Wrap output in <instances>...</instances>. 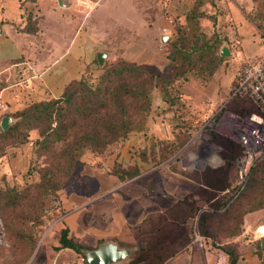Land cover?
<instances>
[{"label":"rangeland","instance_id":"1","mask_svg":"<svg viewBox=\"0 0 264 264\" xmlns=\"http://www.w3.org/2000/svg\"><path fill=\"white\" fill-rule=\"evenodd\" d=\"M47 1L37 3L43 14L41 35L38 39L24 38L27 48L22 54L26 62L31 64L38 60L39 65H35L38 68L54 64V54L58 56L65 48L82 21L86 33L94 37L91 62L83 75L91 83L99 79L106 67L125 60L159 76L167 84L162 90L150 92V108L143 130L108 145L100 154L85 151L71 177L55 196L31 202L32 206L23 215L15 216L11 211L6 214L3 227L0 225V264H84L82 256L71 250H54L58 245L59 230L66 227L65 215L85 208L89 200L106 191L113 192L119 183L135 180L147 188L150 199H154L156 207L161 209L159 213L145 216L137 226L147 219H155L166 238L161 240L160 247L152 237L136 242L131 232L136 225L123 228L122 237L118 238L117 234L113 241L120 247L133 249L123 264H132L139 243L147 246L157 243V251L163 252L160 260L165 259L161 264H190V261L193 264H227L222 247L229 244L236 247L242 260L253 254L255 242L264 237V233H258L264 230L263 186L258 187L249 196L245 208L240 209L260 207L242 214L238 236L228 237L235 220L216 218L205 224L209 236H203L204 227L200 228L198 219L214 200L239 183L236 160L242 153L235 134L241 124L232 119L234 113L227 110L226 102L241 63L247 59H264V0H70L77 6L85 3L70 25L66 23V17L59 18L47 12ZM178 4L183 5L182 8ZM174 6L180 8L177 16H183L182 20L172 16L178 9ZM22 10L25 15L36 17L30 26L36 29L39 15L36 6L22 3ZM65 16L70 15L66 12ZM141 19L146 23L140 22ZM221 22L229 30H221ZM239 26L244 28L241 32ZM168 30L170 33L165 34ZM162 34L168 37L163 43L160 41ZM194 41L207 52L204 62H198L194 55L192 64L174 66L175 63L166 57L173 44ZM223 47L228 49L229 56L219 55ZM98 53L107 55L102 66L96 60ZM214 56L221 60H214ZM6 67V62H0V72ZM13 69L0 75V85L20 80L30 71L27 65L20 66L18 73ZM238 116L245 119L249 115ZM28 137H37L36 131H30ZM24 148L26 159L18 152H12L9 159H0V188L38 181L43 158L33 154L30 143L20 146L21 150ZM235 148L239 155L230 161L232 168L228 169L226 153ZM134 169L139 172L136 177L127 181L118 179L119 174ZM184 202L187 218L182 225L183 210L173 213L171 208ZM93 207L92 225L101 217L97 214L99 211L95 212L96 208L109 215L112 212L108 199ZM84 216L85 212H82L77 218L79 230L74 228L80 234ZM39 221H42V227L38 226ZM183 230L185 239H182ZM81 236L82 239L86 237ZM104 242L88 240L81 244H93L86 247L95 249ZM149 252L142 261L133 264H147L143 260L146 258L153 260L155 251ZM258 263L261 264L259 259Z\"/></svg>","mask_w":264,"mask_h":264},{"label":"trees","instance_id":"2","mask_svg":"<svg viewBox=\"0 0 264 264\" xmlns=\"http://www.w3.org/2000/svg\"><path fill=\"white\" fill-rule=\"evenodd\" d=\"M35 19L36 17H31L30 14L25 15V33L33 34L36 31L30 27ZM186 44L189 47H185ZM186 44L175 43L171 51L166 54V57L175 63L174 66L192 64L191 58L194 55L198 62L205 61L207 52L201 49L202 46L198 45L197 41ZM193 51H197L198 54ZM214 60L220 61L221 59L214 56ZM6 62L15 64L22 61L16 59ZM2 74L4 73L0 72V75ZM14 82L1 84L0 90ZM166 84L152 72L125 60H118L106 67L95 83H91L82 75L80 79L68 83L56 98L33 102L11 114L5 113V116L16 118L17 121L6 131L0 129V159H9L12 152L23 153L26 159L27 150L25 148L21 150L20 146L30 143L33 154L37 158H43V161L37 182L0 188V225L3 227V220L8 212H13L15 216L23 215L32 206L31 202L36 203L40 199L45 200L47 196H55L62 184L71 177L74 166L85 151L100 154L108 145L125 139L132 132L143 130L150 108V92L154 89L162 90L165 88L163 85ZM230 94L231 90L228 97ZM226 108L235 115L260 113L256 105L247 97L227 98ZM30 131H36L37 137L28 139ZM237 149L227 150L228 169L232 168L230 161L239 155ZM263 164L264 158L255 161L245 176L243 184L237 183L226 195L214 200L208 206L207 211L199 216V226L204 227L203 236H209L205 224L215 218L220 221L235 220L234 227L229 232V238L240 234L242 214L260 208L254 206L240 211L248 204L249 196L258 187H264ZM138 174L136 169L125 171L118 175V179L127 181ZM237 177L239 181V175ZM185 206L184 202L181 206L174 205L171 208L173 213L183 210L181 211L182 225H185L187 218V214H184L187 212ZM38 226L42 227V221H39ZM160 227L158 222L155 223V219H147L140 226L132 227L131 232L136 242L152 237L158 241L160 247L161 240L166 238L159 231ZM182 234L184 236L182 239H185L184 230ZM57 243L54 250H71L81 255L82 258L86 251L93 250L79 243L71 235L68 227L59 230ZM139 247L133 254L132 264L142 261L147 251H150L149 254L155 251L153 260L143 259L147 264H161L165 260H160L163 252L161 249L157 251V243H151L148 246L139 243ZM255 247L254 255H251L264 264L262 255L264 237L255 242ZM222 251L227 256V264H238L242 261L234 245L223 246Z\"/></svg>","mask_w":264,"mask_h":264},{"label":"crops","instance_id":"3","mask_svg":"<svg viewBox=\"0 0 264 264\" xmlns=\"http://www.w3.org/2000/svg\"><path fill=\"white\" fill-rule=\"evenodd\" d=\"M38 1L39 0L35 2H30L29 0H0V27H2L0 62L16 59H21L22 61L15 64H8L6 62L7 67L1 72L4 73L6 70H11L12 68H14L13 71L20 72V66L22 65H27L30 70L27 76L22 79L20 78L17 82L0 90V112H2L0 119L5 116V113L21 110L33 102L58 97L68 83L78 80L84 75L86 68L91 62L92 45H94L92 39L94 37L86 33L82 26V21L77 24L65 48L57 54L58 56L54 54V64L51 65L49 63L42 68H38L35 66L39 65L38 60L32 61L31 64H29L28 61L26 62V57L22 54L23 51L26 53L27 48L26 45H24V38L33 36L38 39V36L41 35L40 21L43 18V14L37 4ZM229 1L232 0H228V2ZM22 3H24L25 6L27 3L33 4L36 6V12L39 14L36 22V31L33 34L24 32L26 22L24 21L25 13L22 10ZM46 3L47 12H51L59 18L66 17V23L68 25L72 24L73 17L80 12L79 9L85 7V3H80L81 6H77L74 1L70 0H65L67 5L65 8L59 7L57 0H48ZM179 5L181 6V4H178V6ZM176 7L177 6H174V8ZM179 11L180 8H178L177 12L173 13L172 16L176 17ZM66 12L70 16H65ZM177 17L178 20H182L183 16L179 15ZM140 22L146 23L144 19H141ZM236 22L237 25H239L238 21ZM212 23L214 24L215 22L213 21ZM222 25L223 22H221L219 26L221 30H229L228 27L224 28ZM243 29V26H239L238 31L241 32ZM168 33H170L169 30L165 32V34ZM51 49L54 51L52 46ZM217 133L220 135V131ZM24 162L25 160H23V164ZM7 166L10 169V166ZM111 192V190H109V192L106 191L104 194L89 200L85 208L69 211L65 215L64 220L66 227L69 228L71 235L75 236L78 240L80 239L79 241H82V244L88 240L92 243H96L99 240H104L105 242L114 241L117 234L118 238L122 237L123 228L126 229L132 225H137L149 214L161 212V209H158L154 204V199H150V192L142 183H139V181H130L125 184L119 183L118 188L113 190L112 193ZM105 199H108V203L112 205V215L111 213L109 215L107 211L98 210L99 208H96L95 212L99 211L97 214H100L101 217L97 220L96 224H90L91 216L95 215L93 205ZM82 212H85V218L81 230L82 234H80L77 233L74 228L78 227L79 230V225H77L76 221ZM87 215H89V218H87ZM73 225L75 227H73ZM74 232L79 235L77 236ZM258 233H264V230H259ZM81 235H86V237L84 236L85 238H83L84 240L81 238ZM86 238L88 240H85ZM85 246L92 247L93 244H86ZM192 259L193 258H190V260ZM242 262L246 264H259L258 260L253 255H248L246 259L240 261L238 264H244ZM190 264H193V262L190 261Z\"/></svg>","mask_w":264,"mask_h":264},{"label":"built area","instance_id":"4","mask_svg":"<svg viewBox=\"0 0 264 264\" xmlns=\"http://www.w3.org/2000/svg\"><path fill=\"white\" fill-rule=\"evenodd\" d=\"M232 97H247L260 112L245 119L232 115L241 124L235 138L242 149L236 166L239 183L243 184L254 162L264 158V59H247L241 63L228 99Z\"/></svg>","mask_w":264,"mask_h":264},{"label":"water","instance_id":"5","mask_svg":"<svg viewBox=\"0 0 264 264\" xmlns=\"http://www.w3.org/2000/svg\"><path fill=\"white\" fill-rule=\"evenodd\" d=\"M59 7L65 8L67 5L65 0H57ZM168 37L163 35L160 37V41L163 43ZM2 39V27H0V40ZM221 57L229 56V51L226 47H223L219 51ZM106 54L98 53L96 55V60L99 66H102L106 58ZM15 120L9 116H3L0 119V129L1 131H6ZM132 248H125L118 246L117 243L113 241H106L97 246L93 250H88L84 253L83 262L84 264H123L127 262L132 254Z\"/></svg>","mask_w":264,"mask_h":264}]
</instances>
